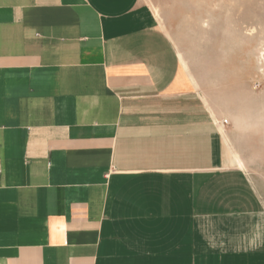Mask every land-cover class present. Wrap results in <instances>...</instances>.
I'll return each instance as SVG.
<instances>
[{
  "label": "crops",
  "instance_id": "obj_1",
  "mask_svg": "<svg viewBox=\"0 0 264 264\" xmlns=\"http://www.w3.org/2000/svg\"><path fill=\"white\" fill-rule=\"evenodd\" d=\"M144 0H0V264H264V200Z\"/></svg>",
  "mask_w": 264,
  "mask_h": 264
},
{
  "label": "rangeland",
  "instance_id": "obj_2",
  "mask_svg": "<svg viewBox=\"0 0 264 264\" xmlns=\"http://www.w3.org/2000/svg\"><path fill=\"white\" fill-rule=\"evenodd\" d=\"M144 3L213 115L229 122L223 135L230 165L264 200V0Z\"/></svg>",
  "mask_w": 264,
  "mask_h": 264
},
{
  "label": "bare ground",
  "instance_id": "obj_3",
  "mask_svg": "<svg viewBox=\"0 0 264 264\" xmlns=\"http://www.w3.org/2000/svg\"><path fill=\"white\" fill-rule=\"evenodd\" d=\"M180 58H181V57H180ZM181 61H182V59H181ZM184 64H185V63H184ZM214 115H215V114H214ZM240 117H241V116H237L236 121H239V123H240V122H243L242 124H245L247 121L245 122V121H244V118H243V117L240 118ZM237 123H238V122H237Z\"/></svg>",
  "mask_w": 264,
  "mask_h": 264
},
{
  "label": "built area",
  "instance_id": "obj_4",
  "mask_svg": "<svg viewBox=\"0 0 264 264\" xmlns=\"http://www.w3.org/2000/svg\"><path fill=\"white\" fill-rule=\"evenodd\" d=\"M228 121L227 120H223L222 122H221V124L223 125V126H226V125H228Z\"/></svg>",
  "mask_w": 264,
  "mask_h": 264
}]
</instances>
